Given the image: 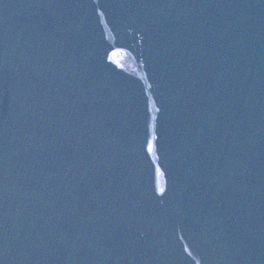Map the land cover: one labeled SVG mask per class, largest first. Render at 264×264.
Instances as JSON below:
<instances>
[{"label": "water", "instance_id": "obj_1", "mask_svg": "<svg viewBox=\"0 0 264 264\" xmlns=\"http://www.w3.org/2000/svg\"><path fill=\"white\" fill-rule=\"evenodd\" d=\"M0 264H264V0H0Z\"/></svg>", "mask_w": 264, "mask_h": 264}]
</instances>
